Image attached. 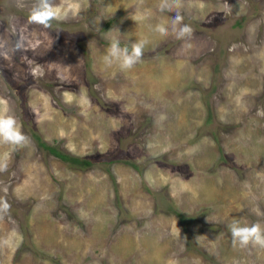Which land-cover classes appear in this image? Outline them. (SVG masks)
Masks as SVG:
<instances>
[{
    "label": "rangeland",
    "instance_id": "1",
    "mask_svg": "<svg viewBox=\"0 0 264 264\" xmlns=\"http://www.w3.org/2000/svg\"><path fill=\"white\" fill-rule=\"evenodd\" d=\"M41 3L0 0V264H264V0Z\"/></svg>",
    "mask_w": 264,
    "mask_h": 264
},
{
    "label": "clouds",
    "instance_id": "2",
    "mask_svg": "<svg viewBox=\"0 0 264 264\" xmlns=\"http://www.w3.org/2000/svg\"><path fill=\"white\" fill-rule=\"evenodd\" d=\"M179 6L180 0H175ZM41 8L34 13V18L47 26L49 20L54 18L55 13L52 10L50 0H42ZM167 6L162 4V7ZM182 16L177 15L173 20V31L176 32L177 38L182 39L191 37L192 28L188 25H183L177 28L182 23ZM118 31V30H117ZM156 31L162 35H167V29L164 26H157ZM145 41H139L131 45V51L127 46L121 47L119 40H113L108 48L107 54L103 57L107 65L118 62L122 70L131 69L138 63L143 56V48ZM0 140L14 145H23L27 141V137L21 132L20 126L16 119L12 116L0 115ZM6 163L0 164V171L6 169ZM11 205L6 200H0V213H7ZM234 242H239L241 246L255 244L264 247V229L259 224H253L251 227H239L238 224L231 226Z\"/></svg>",
    "mask_w": 264,
    "mask_h": 264
},
{
    "label": "trees",
    "instance_id": "3",
    "mask_svg": "<svg viewBox=\"0 0 264 264\" xmlns=\"http://www.w3.org/2000/svg\"><path fill=\"white\" fill-rule=\"evenodd\" d=\"M38 145L43 147V148H45V149H47L54 156H56V157H58V158H60L62 160H65L69 164H72V165H75V166H84V165H87L89 163L88 160L85 159V158L81 159V158H76V157H73V156H69V155L63 154V153L57 151L55 148L44 144L43 142H38Z\"/></svg>",
    "mask_w": 264,
    "mask_h": 264
}]
</instances>
